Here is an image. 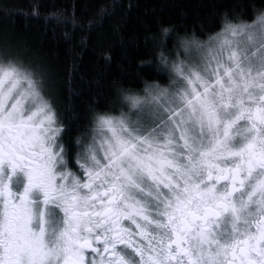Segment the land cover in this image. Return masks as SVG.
Listing matches in <instances>:
<instances>
[{
  "label": "snow or ice",
  "instance_id": "1",
  "mask_svg": "<svg viewBox=\"0 0 264 264\" xmlns=\"http://www.w3.org/2000/svg\"><path fill=\"white\" fill-rule=\"evenodd\" d=\"M17 10L0 0V264H264V2L198 33L161 21L136 83L83 115Z\"/></svg>",
  "mask_w": 264,
  "mask_h": 264
},
{
  "label": "trees",
  "instance_id": "2",
  "mask_svg": "<svg viewBox=\"0 0 264 264\" xmlns=\"http://www.w3.org/2000/svg\"><path fill=\"white\" fill-rule=\"evenodd\" d=\"M18 6L12 27L18 38L38 49L63 78L72 81L68 109L83 115L90 101L103 102L107 84L121 78L126 86L136 83L139 61L152 47L148 40L161 21L182 30L209 28L223 5L241 19H247L264 0H11ZM39 3L41 17L32 19L30 5ZM106 6L107 19L98 16ZM62 13L60 22L52 23L48 13ZM75 11L80 24L73 25ZM98 21L89 26L87 21ZM91 37V38H89ZM111 59L106 62L104 53Z\"/></svg>",
  "mask_w": 264,
  "mask_h": 264
}]
</instances>
